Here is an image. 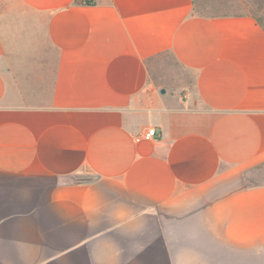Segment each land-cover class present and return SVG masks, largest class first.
Wrapping results in <instances>:
<instances>
[{
    "label": "crops",
    "instance_id": "crops-1",
    "mask_svg": "<svg viewBox=\"0 0 264 264\" xmlns=\"http://www.w3.org/2000/svg\"><path fill=\"white\" fill-rule=\"evenodd\" d=\"M262 163L254 17L0 0V264H264Z\"/></svg>",
    "mask_w": 264,
    "mask_h": 264
},
{
    "label": "rangeland",
    "instance_id": "rangeland-1",
    "mask_svg": "<svg viewBox=\"0 0 264 264\" xmlns=\"http://www.w3.org/2000/svg\"><path fill=\"white\" fill-rule=\"evenodd\" d=\"M260 3L264 0H259ZM263 4V3H262ZM197 14L205 17L241 15L249 8V2L245 0H196ZM264 5V4H263ZM165 62L158 66L160 76L167 77L164 82L170 87L179 86L190 77L170 58L164 57ZM247 186L264 185V163L252 168L245 176Z\"/></svg>",
    "mask_w": 264,
    "mask_h": 264
},
{
    "label": "trees",
    "instance_id": "trees-1",
    "mask_svg": "<svg viewBox=\"0 0 264 264\" xmlns=\"http://www.w3.org/2000/svg\"><path fill=\"white\" fill-rule=\"evenodd\" d=\"M249 2V8H246V12L241 15H250L256 19L259 25L264 29V2L260 3L259 0H245ZM194 9L197 13L196 0H193ZM87 5H92L88 3Z\"/></svg>",
    "mask_w": 264,
    "mask_h": 264
},
{
    "label": "built area",
    "instance_id": "built-area-1",
    "mask_svg": "<svg viewBox=\"0 0 264 264\" xmlns=\"http://www.w3.org/2000/svg\"><path fill=\"white\" fill-rule=\"evenodd\" d=\"M95 0H84L85 4H93ZM160 136L157 128H150L145 134H144V138L146 140H153L156 139Z\"/></svg>",
    "mask_w": 264,
    "mask_h": 264
},
{
    "label": "water",
    "instance_id": "water-1",
    "mask_svg": "<svg viewBox=\"0 0 264 264\" xmlns=\"http://www.w3.org/2000/svg\"><path fill=\"white\" fill-rule=\"evenodd\" d=\"M161 92H162L163 94H165V93H166V90H165V89H163Z\"/></svg>",
    "mask_w": 264,
    "mask_h": 264
}]
</instances>
